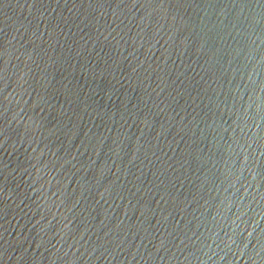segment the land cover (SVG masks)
<instances>
[{
	"label": "water",
	"instance_id": "1",
	"mask_svg": "<svg viewBox=\"0 0 264 264\" xmlns=\"http://www.w3.org/2000/svg\"><path fill=\"white\" fill-rule=\"evenodd\" d=\"M0 264H264V0H0Z\"/></svg>",
	"mask_w": 264,
	"mask_h": 264
}]
</instances>
